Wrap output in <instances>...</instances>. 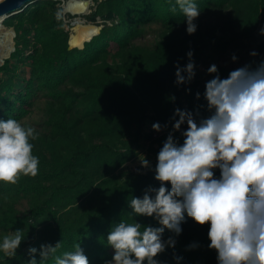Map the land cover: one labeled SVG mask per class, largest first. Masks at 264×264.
I'll return each mask as SVG.
<instances>
[{
	"label": "trees",
	"instance_id": "1",
	"mask_svg": "<svg viewBox=\"0 0 264 264\" xmlns=\"http://www.w3.org/2000/svg\"><path fill=\"white\" fill-rule=\"evenodd\" d=\"M94 1L96 9L86 17L102 29L83 49L70 47L71 33L55 0H36L4 21L16 37L14 53L0 68V120L21 122L30 114L33 98L42 92L53 108V140L70 147L51 160L34 154L39 159L38 174L24 176L12 188L16 195L30 199L24 213L18 215L11 205L8 212L0 207V228L22 229L25 235L16 257L0 252V264H28L29 247L55 246L59 241L56 255L74 251V245L80 243L90 264H105L114 254L106 239L116 223L138 220L158 226L153 218L137 217L128 203L133 197L142 198L149 186L159 187L154 179L157 161L146 174H130L125 181L118 170L137 156L143 126L151 113L170 132L176 108L195 111L204 105L200 114L209 115L203 98L205 86L175 84V65L187 64L189 49L195 57L197 50L213 47L214 37L201 26L205 13L230 8L231 24L241 30L242 37H249L259 26L264 28V0H194L201 13L191 35L178 6L175 13L170 11L175 0ZM58 11L62 13L59 20ZM153 25L165 30L160 41L145 50L136 46ZM193 40L196 46L191 44ZM261 61L264 39L257 46L256 65ZM27 63L30 78L19 90L15 77L20 65ZM186 128L182 125L173 133L181 144V132ZM169 133L153 139L151 150L158 154ZM215 173L218 177L219 170ZM4 200L0 196V205ZM181 227L179 236L165 231L163 239L173 236L176 245L157 257L161 264H217L215 251L207 247L209 226H200L186 216ZM192 244L198 246L190 248ZM175 256L182 259L177 261ZM45 264H54V259L50 257Z\"/></svg>",
	"mask_w": 264,
	"mask_h": 264
},
{
	"label": "clouds",
	"instance_id": "2",
	"mask_svg": "<svg viewBox=\"0 0 264 264\" xmlns=\"http://www.w3.org/2000/svg\"><path fill=\"white\" fill-rule=\"evenodd\" d=\"M175 5L170 11L175 13L178 6L187 33L194 34V21L201 13L197 4L175 0ZM61 17L58 11L57 20ZM187 57L184 67L175 65L177 86L190 84L196 75L193 52ZM207 72L215 74L205 83L203 93L209 115L201 116L204 105L195 111L174 110L173 132L163 142L154 169L159 187L149 186L142 198L133 197L128 202L137 217L153 218L158 226L138 220L116 223L106 239L114 254L105 264H161L157 257L176 245L173 236L163 239L165 231L179 236L186 216L200 226H209L207 247L215 251L217 264H264V61L255 67L246 64L236 68L226 78H221L215 64ZM200 98L197 92L196 99ZM185 124L181 144L173 133ZM152 128L159 132L162 126L154 123ZM37 136L34 127L16 119L0 120V182L15 185L21 176L38 174L39 159L33 155L30 142ZM140 163L150 167L147 159ZM24 239L22 229L9 232L0 242V252L16 257ZM60 248L61 241L55 246L29 247L28 264H45L50 257L54 264H90L80 243L74 245V251L56 255Z\"/></svg>",
	"mask_w": 264,
	"mask_h": 264
},
{
	"label": "rangeland",
	"instance_id": "3",
	"mask_svg": "<svg viewBox=\"0 0 264 264\" xmlns=\"http://www.w3.org/2000/svg\"><path fill=\"white\" fill-rule=\"evenodd\" d=\"M58 2L57 7L63 12V17L66 25V30L70 33H73L74 23L78 15H75L71 12H67L66 6L67 3L71 0H55ZM88 1L90 5V10L88 14L83 15V19L88 24L92 23L86 16H88L93 10L96 9V2L94 0H84ZM231 9L216 10L205 13L201 17V26L204 32H209L214 39L212 40V48H202L197 50L198 55L193 57L195 63V72L196 75L192 82L198 83L200 87H204L205 83L213 78L215 74H208L207 69L215 64L218 68V74L221 78H226L230 71L242 67L246 64H251L252 67L256 66L257 55L255 57L251 56L250 53L255 51L257 53L258 44L264 39V35L261 34L262 27L259 26L249 37L239 36L240 29L238 27L232 26L231 19ZM99 24H102V20H98ZM5 26V25H4ZM8 28L7 26H5ZM101 27V25H100ZM236 30V35L234 31ZM165 30L161 25H153L147 28L146 32L135 42V45L143 48H153L161 39ZM192 45H197L196 41L191 42ZM15 47V41H14ZM1 49V45H0ZM194 53L193 50L189 49ZM15 48L11 54L0 62V68L5 64L12 53H14ZM114 53V50H112ZM235 56L236 60L234 61L232 57ZM112 62V60H111ZM15 63V61H12ZM31 66L29 63L21 64L20 68L17 71V76L15 77L16 86L19 90H23L25 87V82L30 78ZM184 97L182 101L184 102ZM44 93L39 92L33 98V105L31 107L30 114L24 118L21 123L25 126H32L36 129L38 136L35 140L30 142L33 144V155L38 153V157L41 159L51 160L58 157L61 154H65L70 147L69 144H62V142L54 141V129L56 128L53 121V111L51 103ZM57 108V107H55ZM154 114H150V118L147 119L143 126L142 138L140 140V147L137 150V156L131 161L127 162L118 170V174L121 175L122 181H125L130 174H146L150 167L157 161V153L151 150L153 145V139L169 133L166 127L162 126L161 131L157 132L153 130L152 125L157 123L153 119ZM157 137V138H156ZM131 137L127 138L130 139ZM154 147L157 148L158 145L154 144ZM41 153V155H39ZM34 155V156H36ZM147 159L150 162L149 168H144L141 166L140 160ZM24 176H21L19 180H22ZM20 185V184H18ZM17 186L11 184H4L0 182L1 197H3L4 203L0 207L8 212L9 205L13 207V211L18 215L24 213L30 206V199L24 198V196L16 195L14 189L12 188ZM8 196V197H7ZM10 200V202L8 201ZM24 211V212H23ZM2 214L0 215V217ZM13 231H4L0 228V242L4 235Z\"/></svg>",
	"mask_w": 264,
	"mask_h": 264
},
{
	"label": "bare ground",
	"instance_id": "4",
	"mask_svg": "<svg viewBox=\"0 0 264 264\" xmlns=\"http://www.w3.org/2000/svg\"><path fill=\"white\" fill-rule=\"evenodd\" d=\"M4 0H0L2 2ZM67 12H73L78 15L75 20L73 33L70 35L69 45L71 48H84L85 43L92 40L93 37L101 32L100 26L88 24L83 19V15L88 14L90 3L84 0H71L66 6ZM8 17H0V62L7 58L14 49V34L9 28H6L4 21Z\"/></svg>",
	"mask_w": 264,
	"mask_h": 264
},
{
	"label": "water",
	"instance_id": "5",
	"mask_svg": "<svg viewBox=\"0 0 264 264\" xmlns=\"http://www.w3.org/2000/svg\"><path fill=\"white\" fill-rule=\"evenodd\" d=\"M35 1L36 0H4L0 2V17H4V16L9 17L11 15H14L19 11H21L25 6ZM9 29L14 34V38H15L16 37L15 30L13 28H9ZM100 29H102V27H100Z\"/></svg>",
	"mask_w": 264,
	"mask_h": 264
},
{
	"label": "built area",
	"instance_id": "6",
	"mask_svg": "<svg viewBox=\"0 0 264 264\" xmlns=\"http://www.w3.org/2000/svg\"><path fill=\"white\" fill-rule=\"evenodd\" d=\"M68 4V3H67ZM91 5V4H90ZM71 13H73V12H71ZM74 14V13H73ZM76 15V14H75Z\"/></svg>",
	"mask_w": 264,
	"mask_h": 264
}]
</instances>
